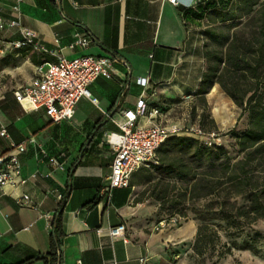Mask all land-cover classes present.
<instances>
[{"label":"crops","instance_id":"crops-1","mask_svg":"<svg viewBox=\"0 0 264 264\" xmlns=\"http://www.w3.org/2000/svg\"><path fill=\"white\" fill-rule=\"evenodd\" d=\"M215 1L203 0L181 11L167 0H0V15L12 21L19 14L23 27L34 32L47 50L68 60L116 58L112 78H99L90 85L92 99H82L69 122L51 123L43 110L25 113L14 96L0 99L6 109L0 107V132L6 130L16 144L35 137L48 156L62 155L65 168L55 170L37 148L27 147L21 159L28 185L0 187V264L49 254L52 224L59 213L60 264L78 260L83 264H174L179 260V248L174 245L193 240L197 229L187 223L177 231L172 227L156 234L137 227L145 206L137 199L133 176L142 169L131 177L129 187L114 190L111 197L102 196L114 160L105 138L119 131L113 119L121 120L122 112L135 108L143 94L151 108L167 110L168 117L174 103L198 93L207 67L204 34L212 11L207 8ZM76 35L89 38L90 46L71 50ZM22 50L24 57L32 52L29 62L35 70L28 69L24 83L16 89L31 83L37 67L56 60L33 47ZM139 79L148 80L147 89L137 84ZM50 125L53 130H48ZM8 146L6 139H0L1 152L6 153ZM23 194L30 196L34 208L16 205L14 199ZM121 225L126 226L128 242L109 235L110 228Z\"/></svg>","mask_w":264,"mask_h":264},{"label":"trees","instance_id":"trees-1","mask_svg":"<svg viewBox=\"0 0 264 264\" xmlns=\"http://www.w3.org/2000/svg\"><path fill=\"white\" fill-rule=\"evenodd\" d=\"M207 9L212 10L204 34L207 68L196 95L215 93L218 85L242 115L247 114L249 128L243 134L231 131L238 147L235 159L225 148L204 147L191 136L169 138L158 151L162 179L155 183L152 196L162 204L171 203L185 218L180 206L206 200L198 213L204 223L193 246L199 256L213 249L219 238L209 221H219L232 235H239L264 220V0H217ZM0 107L6 111L2 103ZM61 215L52 224L51 252L31 255L18 264H60ZM244 250L259 252L251 244Z\"/></svg>","mask_w":264,"mask_h":264},{"label":"built area","instance_id":"built-area-1","mask_svg":"<svg viewBox=\"0 0 264 264\" xmlns=\"http://www.w3.org/2000/svg\"><path fill=\"white\" fill-rule=\"evenodd\" d=\"M175 7L183 6L185 9L195 7L200 0H167ZM18 13V8L14 9ZM19 32L21 39L11 43L14 50L33 47L36 50L55 57L54 62H47L36 69V76L27 86H21L13 93L14 99L25 113H34L41 110L51 123L59 124L71 121L82 99H92L89 87L99 78L110 80L116 58L80 57L72 60L47 50L37 42V35L26 30L20 16L7 21L0 15V34ZM91 40L82 35H76L69 48H88ZM47 69V70H45ZM137 84L144 89L148 88L147 79L137 80ZM93 102L97 101L93 99ZM167 110L151 108L143 94L139 97L135 108L122 112L121 120L113 123L120 132L106 135V143L114 152L112 173L108 187L101 190L102 196H112L116 189L129 187L131 177L142 168H150L160 148L165 142L178 135L196 138L204 147L221 146V135L217 132H206L198 126H182L167 121ZM0 139L8 141V151H0V187L13 189L24 188L29 179L22 177V156L27 153V147L37 148L38 154L48 159L49 166L55 170L64 171L62 155L48 156L42 144L35 137H31L24 144H16L10 140L6 130L0 132ZM33 178L36 175L32 176ZM20 208H34L28 194L14 199ZM178 217L159 222L160 230L180 226ZM28 229V228H27ZM126 226L121 225L109 229V235L114 239L125 242ZM145 260H142V262ZM77 264H83L81 260Z\"/></svg>","mask_w":264,"mask_h":264},{"label":"rangeland","instance_id":"rangeland-1","mask_svg":"<svg viewBox=\"0 0 264 264\" xmlns=\"http://www.w3.org/2000/svg\"><path fill=\"white\" fill-rule=\"evenodd\" d=\"M233 31L234 29L230 31V34ZM17 40L16 33L13 31L4 36L0 35V99L13 96L14 90L24 83V75L28 69H32L33 72L35 70L29 62L32 52L24 57L22 49L14 50L10 46ZM214 87L217 91L212 93L210 90L204 97L195 95L192 98L178 100L169 110L167 121L182 126H198L206 132L219 133L222 138L221 147L227 150L232 159H235L238 156V147L231 131L235 130L238 134L246 132L249 128L248 116L242 115V110L218 85ZM53 128V125L48 126V130ZM134 177L138 185L135 191L137 199H142L145 206L140 216L142 223L138 218L139 229L147 233L159 234V222L172 217H178L181 221L180 226L172 231H177L187 223L194 224L198 230V227L204 223L198 213L203 211L206 200L193 201L180 206L179 209L184 208L187 213L185 218L172 208L171 203L162 204L152 197L155 192V183L162 179L158 153L155 163L150 168L140 170ZM163 180L168 182L167 179ZM161 188L165 187L161 186ZM209 224L218 232L219 238L214 248L202 256L197 255L193 251L195 236L193 240L174 245L179 248L180 256L174 264L178 262L181 264H264V220H260L251 228H246L239 235H232L230 231L225 230L226 228L221 227L222 223L219 221L211 220ZM246 244L255 246L259 252L255 254L244 250Z\"/></svg>","mask_w":264,"mask_h":264},{"label":"water","instance_id":"water-1","mask_svg":"<svg viewBox=\"0 0 264 264\" xmlns=\"http://www.w3.org/2000/svg\"><path fill=\"white\" fill-rule=\"evenodd\" d=\"M179 9L183 11L185 8L183 6H180Z\"/></svg>","mask_w":264,"mask_h":264}]
</instances>
